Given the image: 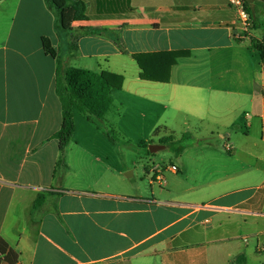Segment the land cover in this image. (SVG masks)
<instances>
[{
	"label": "crops",
	"instance_id": "crops-1",
	"mask_svg": "<svg viewBox=\"0 0 264 264\" xmlns=\"http://www.w3.org/2000/svg\"><path fill=\"white\" fill-rule=\"evenodd\" d=\"M84 1L88 20L59 33L46 0H0V239L18 264H264V61L251 43L264 0L248 29L231 0ZM42 38L72 67L124 78L96 133L75 129L61 171L57 59ZM172 52L189 55L168 82L140 78L134 55H158L164 71ZM104 125L122 141L181 128L199 142L147 171V195L125 191Z\"/></svg>",
	"mask_w": 264,
	"mask_h": 264
},
{
	"label": "trees",
	"instance_id": "trees-1",
	"mask_svg": "<svg viewBox=\"0 0 264 264\" xmlns=\"http://www.w3.org/2000/svg\"><path fill=\"white\" fill-rule=\"evenodd\" d=\"M46 3L55 13V28L59 33L69 32L73 29L75 23L88 20L87 3L84 0H46ZM242 3L252 17L259 9V3L256 0H242ZM255 28H257L256 25ZM84 32L91 34L95 30L86 29ZM251 43L253 49L260 54L264 61V37L261 41L252 38ZM42 44L45 54L57 59L55 92L61 102L62 124L60 130L54 135V138L58 140L61 151L58 163L59 170L61 171L65 166L64 152L75 135V111L86 115L89 119H104L114 107L112 91L113 89H121L124 78L106 71L95 72L72 67L67 61L58 57L49 39L42 38ZM161 55L168 58L166 59L167 63L164 71L162 62L157 63L152 60L154 56L157 57L158 55H134V59L141 69V79L168 82L171 67L177 64L178 58L188 56L189 52H172ZM185 140L190 141L192 137L183 136L177 142L173 141L171 137H164L160 143L171 148L176 155H180L184 152L185 146H177V144ZM44 201L45 196H39L35 202V209L42 207ZM19 258V254L5 240L0 239V264H18ZM237 263L246 264V260L244 257H241Z\"/></svg>",
	"mask_w": 264,
	"mask_h": 264
},
{
	"label": "rangeland",
	"instance_id": "rangeland-1",
	"mask_svg": "<svg viewBox=\"0 0 264 264\" xmlns=\"http://www.w3.org/2000/svg\"><path fill=\"white\" fill-rule=\"evenodd\" d=\"M89 118L82 114L76 113L75 116V126L77 128V136L78 137H86L91 134H95V124H104L101 123L99 119L92 118L90 119L91 122L88 121ZM100 134L104 135L105 133L108 134L112 139H114L122 148V156L117 155V158H113L112 166H117L118 168H122L124 171V189L128 191L130 188L135 191L133 186L137 183L140 187V192L149 195L151 193L152 186L157 188L158 185L153 183L150 178V175L147 171L151 169H155L158 167L160 170H164L167 166L170 165V162H174L175 164L180 161L176 154H174L171 148H165V150L158 151L156 153H151L149 147L151 145L159 144L158 138L155 136H151V143L152 144H144L145 142H140L137 138L124 139L123 141L120 140L121 137L119 133L116 136V133H113L111 129L108 128L107 125H104L103 128L100 130ZM183 130L181 128H176L175 133H170V136H173L175 142L180 141L182 136ZM112 135V136H111ZM117 137V138H116ZM198 139V138H197ZM196 138L192 137V140H185L177 144V146H185V145H192L197 140ZM120 140V141H119ZM194 140V141H193ZM143 141V140H142ZM164 145V144H159ZM195 145V144H194ZM111 160V159H109ZM186 161V160H185ZM87 165L89 166H98L97 164H92V162H88ZM129 173V174H128ZM133 173V174H132ZM161 174V173H158ZM257 244V240L255 238L251 239L250 247L253 249ZM264 246V241L262 242ZM264 259V256L263 258ZM250 264H252V260H248Z\"/></svg>",
	"mask_w": 264,
	"mask_h": 264
},
{
	"label": "built area",
	"instance_id": "built-area-1",
	"mask_svg": "<svg viewBox=\"0 0 264 264\" xmlns=\"http://www.w3.org/2000/svg\"><path fill=\"white\" fill-rule=\"evenodd\" d=\"M231 2L238 8V21L241 23L242 27L244 29L250 28L252 24L251 15L244 8L242 0H231ZM240 36L239 34V37Z\"/></svg>",
	"mask_w": 264,
	"mask_h": 264
},
{
	"label": "water",
	"instance_id": "water-1",
	"mask_svg": "<svg viewBox=\"0 0 264 264\" xmlns=\"http://www.w3.org/2000/svg\"><path fill=\"white\" fill-rule=\"evenodd\" d=\"M165 148H166L165 145H159V144H157V145H151L149 147V150H150L151 153H156L158 151L164 150Z\"/></svg>",
	"mask_w": 264,
	"mask_h": 264
}]
</instances>
